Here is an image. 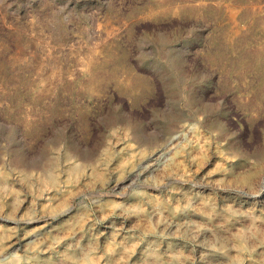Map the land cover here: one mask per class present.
<instances>
[{
  "label": "rangeland",
  "instance_id": "obj_1",
  "mask_svg": "<svg viewBox=\"0 0 264 264\" xmlns=\"http://www.w3.org/2000/svg\"><path fill=\"white\" fill-rule=\"evenodd\" d=\"M0 264H264V0H0Z\"/></svg>",
  "mask_w": 264,
  "mask_h": 264
}]
</instances>
